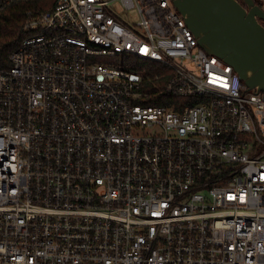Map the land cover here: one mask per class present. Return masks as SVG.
<instances>
[{"label": "built area", "instance_id": "1", "mask_svg": "<svg viewBox=\"0 0 264 264\" xmlns=\"http://www.w3.org/2000/svg\"><path fill=\"white\" fill-rule=\"evenodd\" d=\"M22 28L0 68V264H264V92L171 0H54Z\"/></svg>", "mask_w": 264, "mask_h": 264}, {"label": "water", "instance_id": "2", "mask_svg": "<svg viewBox=\"0 0 264 264\" xmlns=\"http://www.w3.org/2000/svg\"><path fill=\"white\" fill-rule=\"evenodd\" d=\"M171 1L199 47L225 60L248 91L264 92V12L253 0Z\"/></svg>", "mask_w": 264, "mask_h": 264}, {"label": "trees", "instance_id": "3", "mask_svg": "<svg viewBox=\"0 0 264 264\" xmlns=\"http://www.w3.org/2000/svg\"><path fill=\"white\" fill-rule=\"evenodd\" d=\"M54 0H29L18 2L5 7L0 12V68L8 67L9 56L17 49L27 36L23 32V20L28 10L42 11L50 8ZM259 6L256 0H253ZM132 71L139 72L132 68ZM144 104H161L147 100Z\"/></svg>", "mask_w": 264, "mask_h": 264}, {"label": "rangeland", "instance_id": "4", "mask_svg": "<svg viewBox=\"0 0 264 264\" xmlns=\"http://www.w3.org/2000/svg\"><path fill=\"white\" fill-rule=\"evenodd\" d=\"M257 1V0H256ZM261 10L264 12V5L259 6ZM112 9L119 15V16H125L124 12L121 10L119 6H112ZM128 20H134L135 15L134 13L128 14L126 17Z\"/></svg>", "mask_w": 264, "mask_h": 264}, {"label": "flooded vegetation", "instance_id": "5", "mask_svg": "<svg viewBox=\"0 0 264 264\" xmlns=\"http://www.w3.org/2000/svg\"><path fill=\"white\" fill-rule=\"evenodd\" d=\"M240 2V1H239ZM260 22V21H259ZM261 24H263V26H264V23H261Z\"/></svg>", "mask_w": 264, "mask_h": 264}]
</instances>
